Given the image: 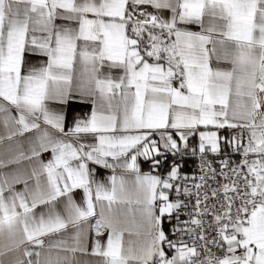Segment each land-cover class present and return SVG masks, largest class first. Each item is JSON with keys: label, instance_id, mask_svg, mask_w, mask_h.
I'll use <instances>...</instances> for the list:
<instances>
[{"label": "snow or ice", "instance_id": "obj_1", "mask_svg": "<svg viewBox=\"0 0 264 264\" xmlns=\"http://www.w3.org/2000/svg\"><path fill=\"white\" fill-rule=\"evenodd\" d=\"M0 100V264H264V0H0Z\"/></svg>", "mask_w": 264, "mask_h": 264}, {"label": "crops", "instance_id": "obj_2", "mask_svg": "<svg viewBox=\"0 0 264 264\" xmlns=\"http://www.w3.org/2000/svg\"><path fill=\"white\" fill-rule=\"evenodd\" d=\"M0 103H5L2 100H0ZM5 106H7L5 104ZM3 114H0V116H2ZM0 130H2V125H0ZM7 145V142H5V145H0V152H3L5 147ZM43 158L46 160L48 158H50V153H45L43 154ZM27 163V162H24ZM191 165V164H190ZM189 165V166H190ZM142 171L143 172H148L149 171V167L147 164H143L142 165ZM98 175H102V177L106 180L108 176L112 175V172L110 169H98ZM117 175H125L126 178H128L130 176V174L127 173H121L119 170L117 171ZM80 192H77V202L80 201ZM37 211H40V209L38 208Z\"/></svg>", "mask_w": 264, "mask_h": 264}, {"label": "built area", "instance_id": "obj_3", "mask_svg": "<svg viewBox=\"0 0 264 264\" xmlns=\"http://www.w3.org/2000/svg\"><path fill=\"white\" fill-rule=\"evenodd\" d=\"M195 167H196L195 164H191V165L189 166V169H190V170H193V169H195Z\"/></svg>", "mask_w": 264, "mask_h": 264}]
</instances>
